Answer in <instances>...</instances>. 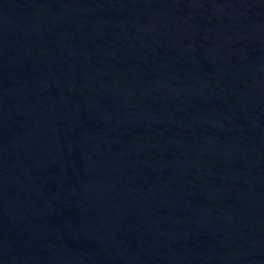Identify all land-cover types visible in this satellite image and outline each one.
Returning <instances> with one entry per match:
<instances>
[{"label":"water","instance_id":"1","mask_svg":"<svg viewBox=\"0 0 264 264\" xmlns=\"http://www.w3.org/2000/svg\"><path fill=\"white\" fill-rule=\"evenodd\" d=\"M0 264H264V0H0Z\"/></svg>","mask_w":264,"mask_h":264}]
</instances>
